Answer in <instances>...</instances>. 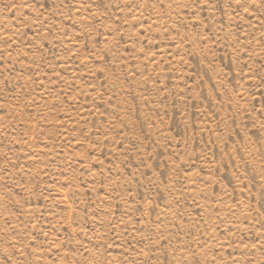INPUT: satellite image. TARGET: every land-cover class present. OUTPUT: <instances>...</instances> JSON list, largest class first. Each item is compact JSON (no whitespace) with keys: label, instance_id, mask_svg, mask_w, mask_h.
Returning <instances> with one entry per match:
<instances>
[{"label":"rangeland","instance_id":"obj_1","mask_svg":"<svg viewBox=\"0 0 264 264\" xmlns=\"http://www.w3.org/2000/svg\"><path fill=\"white\" fill-rule=\"evenodd\" d=\"M0 264H264V0H0Z\"/></svg>","mask_w":264,"mask_h":264}]
</instances>
